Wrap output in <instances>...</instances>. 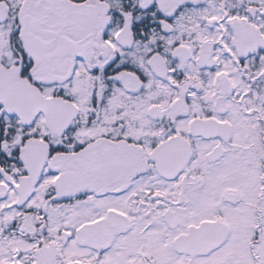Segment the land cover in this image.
Returning a JSON list of instances; mask_svg holds the SVG:
<instances>
[{"label":"snow or ice","instance_id":"6c2138e0","mask_svg":"<svg viewBox=\"0 0 264 264\" xmlns=\"http://www.w3.org/2000/svg\"><path fill=\"white\" fill-rule=\"evenodd\" d=\"M0 264H264V0H0Z\"/></svg>","mask_w":264,"mask_h":264}]
</instances>
